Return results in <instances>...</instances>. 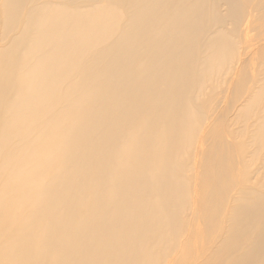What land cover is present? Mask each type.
Returning <instances> with one entry per match:
<instances>
[{
	"label": "bare ground",
	"instance_id": "1",
	"mask_svg": "<svg viewBox=\"0 0 264 264\" xmlns=\"http://www.w3.org/2000/svg\"><path fill=\"white\" fill-rule=\"evenodd\" d=\"M0 264H264V0H0Z\"/></svg>",
	"mask_w": 264,
	"mask_h": 264
},
{
	"label": "rangeland",
	"instance_id": "2",
	"mask_svg": "<svg viewBox=\"0 0 264 264\" xmlns=\"http://www.w3.org/2000/svg\"><path fill=\"white\" fill-rule=\"evenodd\" d=\"M255 34H256V32H253V33H251V36L252 37H255Z\"/></svg>",
	"mask_w": 264,
	"mask_h": 264
}]
</instances>
